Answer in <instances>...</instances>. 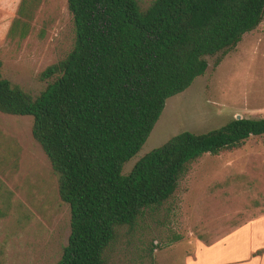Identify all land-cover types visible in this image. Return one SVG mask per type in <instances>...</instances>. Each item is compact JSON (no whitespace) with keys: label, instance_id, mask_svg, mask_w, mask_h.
I'll return each instance as SVG.
<instances>
[{"label":"trees","instance_id":"obj_1","mask_svg":"<svg viewBox=\"0 0 264 264\" xmlns=\"http://www.w3.org/2000/svg\"><path fill=\"white\" fill-rule=\"evenodd\" d=\"M67 3L72 49L39 74L50 80L36 96L3 78L0 59V112L33 116L32 135L70 205L71 233L57 264H107L118 228L171 198L190 163L264 135V117L184 130L123 172L167 100L206 73L209 57L227 54L264 21V0H155L146 10L137 0ZM26 11L23 5L20 16ZM27 24L18 18L11 32L23 38ZM8 192L0 193V218L10 207Z\"/></svg>","mask_w":264,"mask_h":264},{"label":"rangeland","instance_id":"obj_2","mask_svg":"<svg viewBox=\"0 0 264 264\" xmlns=\"http://www.w3.org/2000/svg\"><path fill=\"white\" fill-rule=\"evenodd\" d=\"M67 1L0 0L2 76L34 96L50 80L39 74L74 45ZM137 1L146 10L155 0ZM23 5L28 17L19 14ZM18 18L28 22L23 38L11 32ZM239 115L264 117V21L227 54L209 57L206 73L167 100L123 172L181 131L206 132ZM32 126L33 116L0 112V181L6 186L0 193H11L0 218V264H57L71 233L70 205L60 196L58 176ZM262 214L264 135H256L239 149L206 153L190 163L171 198L145 209L133 226L118 228L106 262L212 264L225 237Z\"/></svg>","mask_w":264,"mask_h":264},{"label":"crops","instance_id":"obj_3","mask_svg":"<svg viewBox=\"0 0 264 264\" xmlns=\"http://www.w3.org/2000/svg\"><path fill=\"white\" fill-rule=\"evenodd\" d=\"M212 264H264V214L224 239ZM204 262L203 264H205Z\"/></svg>","mask_w":264,"mask_h":264},{"label":"water","instance_id":"obj_4","mask_svg":"<svg viewBox=\"0 0 264 264\" xmlns=\"http://www.w3.org/2000/svg\"><path fill=\"white\" fill-rule=\"evenodd\" d=\"M237 118L239 119V118H241V116L239 115Z\"/></svg>","mask_w":264,"mask_h":264}]
</instances>
